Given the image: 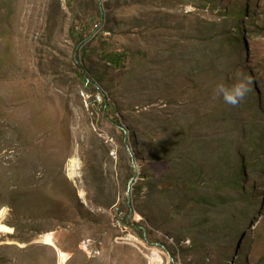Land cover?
I'll return each instance as SVG.
<instances>
[{
  "label": "rangeland",
  "instance_id": "1",
  "mask_svg": "<svg viewBox=\"0 0 264 264\" xmlns=\"http://www.w3.org/2000/svg\"><path fill=\"white\" fill-rule=\"evenodd\" d=\"M202 2L0 0V264H264V0ZM241 5L233 107L186 56Z\"/></svg>",
  "mask_w": 264,
  "mask_h": 264
},
{
  "label": "trees",
  "instance_id": "2",
  "mask_svg": "<svg viewBox=\"0 0 264 264\" xmlns=\"http://www.w3.org/2000/svg\"><path fill=\"white\" fill-rule=\"evenodd\" d=\"M71 0H68L70 2ZM75 0H72L74 2ZM201 5L205 3H210L215 6L214 0H202ZM216 7V6H215ZM248 13L245 11V6L235 7L232 11H226L224 15L231 17L229 20H224L222 23L218 20H200V23L203 26V30L199 32L194 30L197 36H193L196 39L192 40L195 42L191 43L190 53L186 56L189 58L186 61L189 64V73L191 76H198L200 74L211 77L215 80L220 79V83L223 75L227 71V68L224 66L223 54L225 50H229V53L233 48L238 44V36L233 34L230 31H226L225 27H230L235 29L236 32H240V20L245 14ZM71 34L75 37H78L79 41L82 42L86 38L83 33H79L75 30L74 27L71 29ZM185 39L191 40L189 36H186ZM181 40H179L180 42ZM181 45V44H180ZM172 47L176 49V46L172 44ZM86 48L83 47V51ZM228 53V54H229ZM227 54V55H228ZM109 57V63L114 64L115 66L119 65L122 58H124V53L120 51H108L106 53ZM230 55V54H229ZM106 56V59H108ZM89 79H87V82ZM89 81L88 83H90ZM117 121V119H115ZM119 123V122H117Z\"/></svg>",
  "mask_w": 264,
  "mask_h": 264
},
{
  "label": "clouds",
  "instance_id": "3",
  "mask_svg": "<svg viewBox=\"0 0 264 264\" xmlns=\"http://www.w3.org/2000/svg\"><path fill=\"white\" fill-rule=\"evenodd\" d=\"M251 79L237 72L235 82L231 85L219 83L216 85L214 98H222L230 106H238L251 92Z\"/></svg>",
  "mask_w": 264,
  "mask_h": 264
},
{
  "label": "bare ground",
  "instance_id": "4",
  "mask_svg": "<svg viewBox=\"0 0 264 264\" xmlns=\"http://www.w3.org/2000/svg\"><path fill=\"white\" fill-rule=\"evenodd\" d=\"M69 164H70V168H69V175L72 177V176H75V175H80V173L78 172V170L80 169V163H79V159L77 158V156H72L70 159H69ZM82 192V191H80ZM81 195V194H80Z\"/></svg>",
  "mask_w": 264,
  "mask_h": 264
},
{
  "label": "water",
  "instance_id": "5",
  "mask_svg": "<svg viewBox=\"0 0 264 264\" xmlns=\"http://www.w3.org/2000/svg\"><path fill=\"white\" fill-rule=\"evenodd\" d=\"M103 15H104V14L102 13L101 16L103 17ZM91 36H92V35L88 36V38H90ZM120 128H121L122 130H124V133H125V134H127V131L125 130V128H123L122 126H120ZM127 146H128V145H127ZM132 180H133V179L130 180V183L132 182Z\"/></svg>",
  "mask_w": 264,
  "mask_h": 264
},
{
  "label": "built area",
  "instance_id": "6",
  "mask_svg": "<svg viewBox=\"0 0 264 264\" xmlns=\"http://www.w3.org/2000/svg\"><path fill=\"white\" fill-rule=\"evenodd\" d=\"M100 96H98V98H99Z\"/></svg>",
  "mask_w": 264,
  "mask_h": 264
}]
</instances>
